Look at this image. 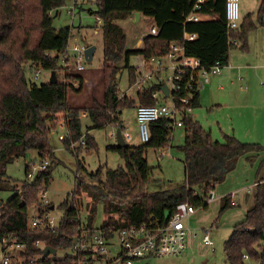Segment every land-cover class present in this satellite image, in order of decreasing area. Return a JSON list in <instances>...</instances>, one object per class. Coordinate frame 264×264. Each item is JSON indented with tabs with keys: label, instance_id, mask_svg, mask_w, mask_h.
<instances>
[{
	"label": "trees",
	"instance_id": "trees-1",
	"mask_svg": "<svg viewBox=\"0 0 264 264\" xmlns=\"http://www.w3.org/2000/svg\"><path fill=\"white\" fill-rule=\"evenodd\" d=\"M67 1L0 0V191L7 187V166L15 159L26 157L29 151H36L40 161L51 158L48 168L40 170L33 181L27 179L30 170L27 162L22 185L15 187V193L0 206V245L3 247L5 235L14 233L26 245L20 255L27 258L42 254V249L35 244L37 241L50 240L57 248L69 246L77 229V225L69 224L67 229L60 227L56 236L47 228L31 226L33 215L30 210L35 208L38 212L47 208L40 193L49 187L57 160L49 137L50 112L66 111L71 137L79 140L84 136L88 149L97 148L95 137L82 130L81 112L87 113L91 128L114 125L120 126L123 133L121 115L124 108L133 107L134 100L143 105H154L159 101L153 98V92L160 91L161 82L152 83L132 101L127 95L120 96L118 76L122 69L129 71L130 86L138 77L139 68L130 63L133 56H142L146 61L161 57L169 52L170 44L176 42L184 47L187 56L199 58L202 67L211 68L216 61L227 65L230 51L234 48L247 50L250 32L264 26V0H260L256 20L253 13H249L237 29L227 25L226 0H204L201 12L213 19L188 24H185L186 18L198 0H96L97 8L90 12L102 22L103 99L92 106L74 107L68 103V90L81 91L85 78L75 71L64 70L59 62L58 55L69 45L72 31L71 27L57 29L54 25L55 15ZM136 12L153 19L158 32L146 34L141 47L128 49L127 34L117 21L128 19ZM186 31L197 33V37L185 40ZM42 69L55 71L57 82L52 83L49 79L39 85L34 75ZM197 78L198 70H186L179 88L174 91L182 109L200 106ZM75 80L80 86L73 84ZM178 97H189V104L183 106ZM181 119L186 132L185 141L179 146L184 155L185 183L179 186L149 190L156 179L155 167L149 164L147 151L171 143L173 119L160 118L151 122V137L146 143L109 147L124 159L123 167L101 165L96 171H89L78 157L82 146L75 149L78 160L74 192H85L92 197L89 215L92 223L98 203H102L104 226H164L167 215L172 216L180 203L188 202L194 208L206 207L209 192L228 170L235 167L240 156L247 155L251 160L264 151L262 144L242 142L229 134H224L223 141L215 140L210 130L194 119L192 113L184 112ZM220 164L226 168L223 174L217 166ZM256 183L253 206L224 243L227 264H248L247 261L264 264V176H258ZM222 200L220 212L235 206L231 195H225ZM59 208L66 211L63 224L76 214L69 195ZM245 254L249 260L244 258Z\"/></svg>",
	"mask_w": 264,
	"mask_h": 264
},
{
	"label": "rangeland",
	"instance_id": "rangeland-1",
	"mask_svg": "<svg viewBox=\"0 0 264 264\" xmlns=\"http://www.w3.org/2000/svg\"><path fill=\"white\" fill-rule=\"evenodd\" d=\"M95 1L81 0L79 3L82 4L77 5L73 14H69L66 6L71 4V0H68L66 5L61 8L60 13L55 15L54 20L57 29L71 27L70 46L78 44L79 46L95 47L93 59L85 62V70H74L77 74H82L86 80L81 91L68 90V103L74 107L92 106L96 101L102 102L103 99L102 22L98 20L97 15L90 12V9L96 10L97 8ZM258 1L239 0V15L240 5L250 3L252 6ZM254 19L256 20V17ZM117 23L127 34L128 49L139 48L142 45L141 38L144 34H148L151 24L145 16H142L139 21L130 17L125 20H118ZM239 24H241L240 20ZM59 62L61 63V58ZM75 62L76 60L71 58V64H75ZM143 62L142 56H133L130 61L131 65L137 66L139 70L146 71ZM229 64L226 66H229ZM226 66L223 67V72L227 71ZM39 72L40 79L37 80V83L40 85L50 79L51 72L44 69ZM235 73V76L232 77L236 82L235 84L231 85L230 81L228 84H225L224 81L220 82L228 90L214 91V94L211 93L206 98L204 95L201 97V106L193 110V117L199 120L206 129L211 130L215 140L223 141L224 134H234L242 142L264 145V76L258 77L259 80L255 81L258 86L257 91L253 96L246 99V97L238 96L236 93L239 87L240 71L237 70ZM170 75H172V70L168 69L161 74V77L167 78ZM212 75L214 73L210 74L211 77H214ZM61 78H63V74ZM129 79L128 69H122L118 76L120 96L127 95L132 101V99H137V87L132 88ZM201 92L204 93L203 89H201ZM228 92L233 93L227 94ZM221 94H223L222 102L219 101ZM218 102H221L219 107ZM138 104V100H134L133 107L124 108L121 115L124 125L123 135L128 132L132 137L131 140L126 139L130 145L141 144L137 135L138 124L135 111ZM50 115L49 127L52 129L55 121L60 120L61 116L65 115V111L50 112ZM81 122L83 132L89 131L98 144L97 148L91 149L84 145L78 153V157L84 161L87 169L96 171L101 165L110 168L123 167L125 165L124 159L119 153L109 149V147L117 145V139L113 136L117 127L108 125L102 129L91 128L92 122L87 115H83V112H81ZM184 133V127L175 126L172 141L168 146L160 149H148L147 158L149 164L155 167L154 178L156 179L155 182L150 184L149 190L156 191L164 187L179 186L185 183L184 155L179 148L185 141ZM49 137L54 146L57 160L53 167L52 180L47 188V195L51 202L56 205L55 212L62 213L59 205L68 195L71 199L76 185L78 158L75 149L77 147L75 149L67 148L63 141H58L57 132H49ZM263 159V150L251 160L247 155L240 156L235 167L228 170L212 190L213 198L206 200L208 205L195 208V212L185 220L188 229V245L183 254L180 256H156L149 261L143 260L141 263L135 264H227L224 243L231 237L234 226L245 219L247 211L254 204L253 195L257 176H264V166L261 167ZM40 160L41 158L36 151H29L26 157H20L8 164V176L5 181L7 187L0 191L1 201L6 202L15 193V187L22 185L26 178V163L34 161L35 165L38 166ZM80 194L83 199L93 203L91 196L84 192ZM225 195H231L232 200L238 201L239 204L220 212L222 198ZM30 212L31 215H35L36 209L32 208ZM104 217L103 205L98 203L95 224L100 226L104 221ZM205 235L209 236L213 245H207L203 242ZM2 249L0 245V261L3 256ZM120 249L121 246L118 242L115 241L111 244L110 257L117 255ZM10 251L13 256L11 264H21L22 259H19L18 253L11 249ZM247 263L252 264L250 261H247Z\"/></svg>",
	"mask_w": 264,
	"mask_h": 264
},
{
	"label": "built area",
	"instance_id": "built-area-1",
	"mask_svg": "<svg viewBox=\"0 0 264 264\" xmlns=\"http://www.w3.org/2000/svg\"><path fill=\"white\" fill-rule=\"evenodd\" d=\"M226 16L227 25L231 29H237L240 24L239 15V0H226ZM204 0H198L192 11L188 14L185 24L199 22L203 20V13L201 12L202 3ZM79 0H71V4L66 6L67 12L73 14L77 7ZM101 21L100 19H98ZM158 27L155 22H151L148 34H157ZM197 37V33L185 32L184 39L191 40ZM235 44V42H233ZM87 46H79L75 44L66 47V50L59 54L61 64L64 70L67 71H84L86 66V49ZM169 52L161 57H151L149 60H143V67L146 71H137V80L131 86L137 87L136 93L144 91L146 87L154 82H161L168 85L169 95L166 97L163 92H153V98L159 100L154 105L138 104L136 106V120L138 124L139 137L142 143L150 140V124L160 118L173 119V126H183L181 115L192 113L193 108L187 106L189 104V97H178V100L185 109L180 107L177 102V96L174 95L176 88H179V82L183 79V74L186 70L194 72L198 70V78L196 80L197 88H203L204 83L208 81L211 73H222L224 65L220 61L211 68L202 67L201 61L196 57H189L185 54L184 47L176 42H172L169 47ZM52 55V54H51ZM71 58L76 60L75 64H71ZM168 69L172 70V75L167 78H158L160 74L165 73ZM63 72V68H62ZM193 77V75L191 76ZM40 79V73L34 75V80ZM86 80H84L85 82ZM78 80L73 81V84L78 87L80 84ZM83 115H87L83 112ZM51 131L57 132L58 141H63L67 148L75 149L78 146L86 145L85 137L79 140H74L71 137V129L68 123L67 112L61 116L60 120L55 121ZM116 138V131L113 133ZM125 140H131L132 137L128 132L124 134ZM173 137V136H172ZM172 141V140H171ZM30 170L27 174L28 181H33L40 170H45L50 165V158L47 157L40 161L36 166L34 161L28 162ZM257 183H255L256 185ZM85 193V192H84ZM87 194V193H86ZM88 195V194H87ZM208 198L212 199V191L209 192ZM40 199L43 205H46L43 211H36V214L31 217L32 227L47 228L51 233L59 235L60 227L67 229L69 224L77 225L76 233L73 237L72 243L69 246L55 247L50 240L37 241L36 246L42 249V254L30 258L21 256V251L25 250L26 245L20 241L16 234L8 233L2 241L3 256L0 264H11L13 256L11 250L18 253L21 264H134L138 259L159 257V256H178L181 255L187 247L188 229L185 225V220L195 211V208L188 202L178 204L176 212L170 216L169 220L164 226H148L130 225L124 228L100 226L92 223L89 219L90 215V201L83 199L80 193H72L71 203L75 206L76 214L72 219L63 224L66 217V211L57 213L56 205L48 198L47 190H42ZM93 201V200H92ZM237 205L236 202H232ZM66 232V231H65ZM64 237L65 233L63 232ZM118 242L121 246L118 254L110 257V245ZM204 241L212 244L208 235H205ZM56 248L55 254H49L43 258V250L48 246ZM244 258L249 260L247 254Z\"/></svg>",
	"mask_w": 264,
	"mask_h": 264
},
{
	"label": "crops",
	"instance_id": "crops-1",
	"mask_svg": "<svg viewBox=\"0 0 264 264\" xmlns=\"http://www.w3.org/2000/svg\"><path fill=\"white\" fill-rule=\"evenodd\" d=\"M79 1H81V0H79ZM259 3H260V0L258 1V3L256 2V4H252V6L250 3L249 4L244 3V4H242V6L240 5V23L243 20V18L249 13H253L254 18L256 17V13L258 10ZM78 4H82V3L80 2ZM254 7H257V8H254ZM131 18L136 19V16L134 15ZM141 18H142V15L140 13L139 20H141ZM212 19H213V17L210 16L209 14L203 15V20L209 21ZM139 20H137V21H139ZM149 20H150V22H155L153 19H149ZM145 35L146 34H144V36ZM144 36L141 38L142 42H143ZM229 56H230V62H229L230 64L228 63L229 66L224 65L227 67V71L223 72V70H222V73L217 74V75L216 74L212 75L214 77H211L209 75L208 81H206L204 83L203 88H201V89H203L205 94L202 93L201 89H200V106H201V99H202L201 97L203 95L206 98L207 96L211 95V93L214 94V91L228 90V89H226V87L223 84L220 83L221 81H224L225 84H228L229 81H230L231 85L235 84L236 82L234 81V78H232V77L235 76V74H236L235 71H237V70L240 71L239 87L236 90V93L238 94V96L246 97V99H247L250 96H253L255 94V92L258 89L257 82H255V81L259 80L258 79L259 76H261V77L264 76V26H259L256 30L250 32V34L248 36V49L247 50H241V49H234L233 50L232 49ZM245 81H246V84H245ZM229 91H231V90H229ZM231 93H233V92H228L227 94H231ZM222 95L223 94H221V98L219 100L221 102L223 100ZM221 102L217 103L218 107L221 105ZM180 127H184V126H180ZM210 132H211V130H210ZM137 135H138L140 143L142 144L138 131H137ZM184 135L186 137V132L184 133ZM233 136H235V135L233 134ZM236 138L239 139L238 137H236ZM138 145H140V144H138ZM219 170L221 171L220 165H219ZM256 182H257V180H256ZM233 202H236L237 205L239 204L238 201L233 200ZM203 242L207 245H213V242H212V244L206 243L204 241V238H203ZM187 245H188V243H187ZM178 256H180V255H178ZM151 258H154V257L138 259L134 262V264L139 263V262L141 263V261H143V260L149 261Z\"/></svg>",
	"mask_w": 264,
	"mask_h": 264
},
{
	"label": "water",
	"instance_id": "water-1",
	"mask_svg": "<svg viewBox=\"0 0 264 264\" xmlns=\"http://www.w3.org/2000/svg\"><path fill=\"white\" fill-rule=\"evenodd\" d=\"M136 19L139 20L140 18V12H136L135 13ZM94 52H95V47L94 46H90L86 49L85 55H86V60L87 61H91L93 59L94 56ZM50 82L54 83L57 82V75L55 71H52L51 73V77H50ZM161 91L163 92V94L167 97L169 95V88L167 84H164L161 87ZM116 139H117V147H122L125 146L127 144L124 135L122 133L121 127H117L116 129ZM219 166V165H217ZM221 166V174H223L226 171L225 167ZM3 204V201L0 200V206ZM170 218V215L168 214L166 217V221H168ZM55 254L56 253V248L53 246L48 245L44 250H43V258L47 257L49 254Z\"/></svg>",
	"mask_w": 264,
	"mask_h": 264
}]
</instances>
